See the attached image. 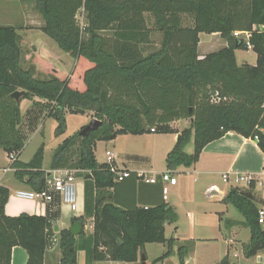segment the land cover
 Instances as JSON below:
<instances>
[{"label":"trees","instance_id":"1","mask_svg":"<svg viewBox=\"0 0 264 264\" xmlns=\"http://www.w3.org/2000/svg\"><path fill=\"white\" fill-rule=\"evenodd\" d=\"M24 1L33 3L41 15V31L76 63L65 74L33 52L31 65L25 67L21 58L26 41L16 27L0 25V148L7 155L16 153L11 163L15 177L34 191L47 187L43 146L29 161L18 159L24 141L19 130L20 101L12 97L13 92L24 91L22 98L31 100L41 98L33 105L40 104L46 116L57 118L59 134L64 131L65 112H91L101 125L87 136L77 132L65 138L54 150L48 169H77L75 175L84 181L85 213L71 223L78 221L83 228L87 218L93 220L92 232L85 238L87 264L138 262L146 243H166L168 249L156 261L168 257L173 239L166 238L164 224L176 221V211L166 203L149 208L116 205L109 192L116 185L115 174L109 164L97 162L96 143L123 134L174 133L173 121L190 119V126L179 132L167 153L170 171L179 165L190 167L208 143L230 131L257 137L264 154V29L260 28L264 0ZM82 8L84 29L77 20ZM145 12L153 17L151 27ZM183 13L191 23L183 25ZM153 30L162 34L160 45L146 52L143 47L151 42ZM235 32H246L247 39ZM199 33H218L227 46L200 57ZM247 43L256 53V62L239 66L234 51L247 50ZM190 135L193 151L188 153ZM77 143L76 159L71 162ZM248 186L255 187L253 182ZM9 195L0 184V264H10L14 246L26 251V264H43L48 217L25 212L7 215ZM222 201L231 204L249 228L245 256L264 253V228L258 223L259 208L251 192L231 186ZM82 232L74 236L67 228L59 230L60 264H76L77 250L85 243ZM183 251L179 246L180 264H184Z\"/></svg>","mask_w":264,"mask_h":264},{"label":"crops","instance_id":"2","mask_svg":"<svg viewBox=\"0 0 264 264\" xmlns=\"http://www.w3.org/2000/svg\"><path fill=\"white\" fill-rule=\"evenodd\" d=\"M33 6H34L33 3L21 0L20 2L15 1L13 7L7 6L4 9H0V21H3L5 23V24L0 23V25H10V26L16 27V30L18 34L21 36V38L25 40L26 43L28 42L34 46L33 52H35L37 55L41 56L42 58L49 60L50 62L54 64V66H55L56 58L64 59V61L68 65H70V59H69L70 55H68L67 53H66L67 54L66 56L63 55V53H61L63 51L59 47H58L59 49L55 47L57 44L53 41L56 44L54 45V43L50 41L51 38L47 37L49 38L47 39L46 37H41L42 38L41 40H43L44 42H46L48 46L53 48L52 49L53 51H49L47 46L44 47L43 45L42 46L37 45L36 43H34L35 42L34 40H31V38H29V36L27 38H24V35L20 34V31H23V32H30L32 30L41 31L40 27L43 25L44 21L40 14L37 15L38 17L35 14H33V11H32ZM79 14H80V11L78 13V16ZM144 15L146 16L148 26L151 27L153 17L151 16L149 12H145ZM181 17L183 20V25H187V23L188 24L191 23L190 21L191 17L188 14L183 13L181 14ZM35 20L37 21V23H33ZM235 33L236 35L245 34L247 36L246 32H235ZM202 34H206L207 36L205 35V37L202 38L203 36ZM155 35H159V36L161 35L162 37V34L159 31L153 30L150 35L151 42L144 45L143 48L146 49V47L149 46V48H153L151 50H154L160 45V42L159 43L155 42L154 40ZM213 36H219V34L218 33H212V34L199 33L198 54L200 57H203L207 53L219 50V49L215 50V48L212 47L213 46L212 42L208 41L210 40V38H213ZM225 46H227V41L221 48ZM201 48L203 49L202 51H201ZM58 50H60L61 52ZM248 50H251V49H247V51ZM32 53H28L27 55H30ZM235 58H236V55H235ZM255 62H256V57H255ZM255 62L248 63L244 60L243 62L239 64L237 62L236 63L237 65L240 66L244 63L254 65ZM71 64L72 66L74 65V63H71ZM28 66H30V64ZM35 100L39 101L38 99H35ZM87 113L91 115V112H87ZM186 120L188 124H190V119H186ZM179 121H181V119L173 121L171 123V127L177 133L176 132L166 133L165 134L166 136H168L169 134H173V135L179 134V132L183 130L177 126ZM151 133H155V132H151ZM123 135H127V134H123ZM143 135L144 134H141V135L128 134L127 136L139 137ZM99 142L100 141L96 143V146ZM105 142L107 143V145H110V144L113 145L115 142V139L105 141ZM174 144L175 142L174 143L168 142L165 144L163 148L164 149L163 154L165 155V158L167 156V153L174 146ZM96 146H95V149H96ZM0 152H1L0 153V184L7 187L10 193L8 201L5 205V213L9 216H17L23 212L28 213V214L47 216L49 225L46 228L47 245H46V250L44 253V257H43V264H60L61 253L57 248L58 232L60 229H63V228L68 229L72 225L71 223L72 218L84 215L85 213L84 181L82 180L80 181V183H78V197H79V208L80 209L77 213L71 214L68 209H66L65 207H61L58 196H56V198H54L53 201L47 203L44 209H41L37 206L35 201L22 198L17 195V192L20 190L27 191L31 189L29 188L28 185L19 181L15 177L14 169L10 171H5V172L3 171V168H5L8 165L9 161H8L7 153L2 149H0ZM111 152L114 156L113 165L115 166V168L120 172L132 173L130 176L125 177L120 181H117L116 185L113 188L109 189V192L112 194V200L114 201L116 205L122 208H131L134 206L149 208V207L157 206L162 203H166L172 206L174 210L176 211V206H175L176 204L174 205L173 200H171V196L170 198L168 196H166L165 199L163 198L162 188L163 186H166V187L169 186L173 192L179 193L181 190L185 188V184H183L185 181H182L180 185L178 184V179L176 180V183L174 185L161 182L160 180L156 183H146L136 177L137 172H144V170H141L140 168H138V166H131L129 162H126V160L119 161V163L122 164L121 167H119L117 160H116L117 155L113 151ZM94 154H95V150H94ZM19 157L20 155L18 156V159L20 160ZM95 158L97 160L96 154H95ZM263 158H264V154L259 149L257 145V141L255 139L245 138L235 132L230 131V132H227L221 138L208 143L203 148L202 152L200 153L197 163H194L188 168L180 166L177 169L171 170V172H172V175L174 176H176L177 173H180L181 177L189 176L191 174H200L204 176V175H209V174L218 173V172H221V173L229 172L233 174L243 173V174H253L254 175L260 171ZM22 162H27V161H22ZM97 162L99 161L97 160ZM99 163H106V161L99 162ZM42 168L48 171L49 166L45 168L42 165ZM152 174H158V173L148 172V175H152ZM75 177L76 179L78 178L76 175ZM210 186H211V183L205 184L204 189L206 190ZM228 190H225L223 192H218L216 189L209 188L206 191L208 194V199H216V200L222 201L223 197L226 195ZM259 209H264V208H259ZM62 212L63 214H65V217L67 218V220L66 222L64 221L63 223H60ZM187 215H188V227L187 228L182 229L180 224H176L177 223L176 221L173 223L164 224L166 238L173 239V242H172L173 248H172L171 255H173L174 253H177L178 246L189 244L192 249L187 251V254L184 258L185 264H216L223 257L227 258V262L225 264H236L234 261H232V258L228 256V253H229L230 247H233V246L236 247L235 244L239 241L237 240V234L239 233L242 227H245L243 224V217L242 219H232V218L225 219V225L223 226V228L220 225H218V230L222 232V235H221L222 240L220 241L221 245L219 249H217V252H216L217 257L212 258L207 253L199 252L198 246L200 244H207L204 242L207 240H212L214 238L205 237L201 234L204 229H203V225L199 224L200 222H202L200 217H196L193 212H188ZM196 218H198V224H197ZM220 219L221 217L219 218V222H220ZM56 225L58 226L57 231L54 229ZM82 229H83V232H82V235L80 236V239H83L82 241L83 242L85 241V243L82 246H79L77 250L76 264H87V256H88L87 251H88L89 243L87 239L85 238H87L88 235L91 234L92 229H93V220L91 217L87 218ZM249 237H250V232H249ZM249 237L246 241L242 243L243 246L245 243L248 242ZM215 240H217V238H215ZM149 244L150 243H146L143 249L146 255V262L149 257V253H148ZM158 244H161V243H158ZM161 245L164 247L166 243L161 244ZM260 253L261 252L256 254V257L258 259H260V255H261ZM140 254H139L138 262L128 263V262L110 261V260H102V261L92 260L90 261L89 264H141ZM158 257H153L152 260L156 261ZM233 257H236V254H234ZM168 258L169 256L162 260H159L160 264H167ZM26 261H27L26 251L20 246H14L11 250L10 264H26Z\"/></svg>","mask_w":264,"mask_h":264},{"label":"rangeland","instance_id":"3","mask_svg":"<svg viewBox=\"0 0 264 264\" xmlns=\"http://www.w3.org/2000/svg\"><path fill=\"white\" fill-rule=\"evenodd\" d=\"M15 1L21 0H0V9H4L7 6L14 5ZM18 3V2H17ZM33 14L36 16L39 14L38 11L33 6L32 8ZM38 17V16H37ZM38 19V18H37ZM16 21V20H15ZM18 22V21H17ZM1 24H5L3 21H0ZM33 23H37L35 20ZM21 35H24V38H31L34 40L37 45L44 46L49 49V51H53L50 46L46 44L41 37H48L46 34L41 32L40 30H32L30 32L20 31ZM42 35V36H40ZM202 38L205 37L206 34H202ZM207 36V35H206ZM239 38L247 39L245 34L235 35ZM221 38V37H220ZM219 36H213L210 38L213 48L215 50L221 49V47L225 44L226 40ZM49 39V38H47ZM209 39V38H208ZM155 42L161 41V35H155ZM53 42V40L50 39ZM54 45H56L54 43ZM57 49L58 46H55ZM22 58L21 62L23 66L27 67L29 64L31 65V57L27 55L28 53H32L34 50V46L30 43L22 44ZM153 48L146 47V51H151ZM203 49L201 48V51ZM60 51V50H58ZM61 52V51H60ZM63 55H67L64 52ZM54 55V54H53ZM236 62L239 64L244 60L248 63H254L256 53L252 50H244V49H236ZM70 65H68L64 59L56 58L55 67H57L60 71L65 74H69L72 70V64L76 63V60L69 56ZM63 60V61H62ZM66 60V59H65ZM54 65V64H53ZM38 75L42 76L39 72ZM38 99L40 102L43 100L39 97H35L34 99L22 98L20 99V110H21V118L19 124V130L23 137L24 146L20 153V160L29 161L35 151L43 146V167H48L50 164V160L52 154L56 147L63 142V140L67 137L75 135L77 132H80L81 128L86 126L90 120L93 118L87 112L85 113H64L65 119V127L63 133H57L58 120L54 115L46 116V110L42 108L40 104L33 105V101ZM177 126L181 129L188 128L190 124H188L186 119H181L178 122ZM128 135V134H127ZM127 135H118L115 138V142L113 145H107L105 141H100L95 149V154L97 160L99 162L107 161L106 158V150L109 149L113 151L117 155V163L118 166L121 167V163L119 161L126 160L129 162L131 166H138L141 170H144L148 174L149 173H161L163 171H167L165 155L163 154V148L168 142H176L177 136L173 134H169L166 136L163 133H146L143 136L133 137ZM185 146V151L191 153L193 151L192 146V136L190 135ZM78 145L72 148L71 153V162L75 161L76 155L78 152ZM1 149V148H0ZM1 153V152H0ZM150 159H149V158ZM199 159V158H198ZM204 161V160H202ZM198 160L195 162L197 163ZM74 164H71L73 166ZM185 167L183 165H179L176 167ZM188 168V167H187ZM77 173V169H71ZM226 172H218L212 173L209 175H200V174H191L189 176L181 177L180 173H177L176 180L178 179V184L180 185L182 181H185V188L181 190L179 193H175L172 189L167 186L168 193L167 196L171 200H173L174 205L176 206L177 211V219L176 224H180L182 229L188 227V212H193L196 217H200L201 221L199 224L203 225V232L201 233L205 237L214 238L212 240H207L204 243L198 246V251L202 253L209 254L210 257H217V249H219L221 245V235L222 232L218 230V225L222 228L225 225V219H242V215L229 203H225L216 199H208L207 191L209 188L216 189L218 192H223L228 190L230 186H238L242 191L248 192L252 194L254 201L258 208H264V166L263 160L261 163L260 171L257 174H254L256 178H258L255 187L250 189L248 184L244 181H240L239 183H234L233 181V173H230V177L228 179H224L222 174ZM243 173H239L242 175ZM82 179L77 178L76 184L78 189V183H80ZM211 183V186L206 190L204 189V185ZM173 196V197H172ZM56 198V197H55ZM71 214H75V212H71ZM62 217L60 219V223L66 222L67 218L63 212L61 213ZM220 222H219V218ZM198 224V218H196ZM61 226V224H60ZM199 226V225H197ZM249 228L242 227L237 234V240H239L233 247H230L228 256L232 258L236 264H264V253L261 252L260 259L254 256L246 257L243 251V242L246 241L249 237ZM170 236V235H169ZM217 238V240H215ZM179 247V246H178ZM184 248L183 258H185L187 251L191 250V246L189 244H185L182 246ZM171 246V253H172ZM168 249V245L166 244L164 247L158 243H150L148 246L149 257L147 259V264H160V261H153V257H158L163 254ZM169 255L167 259V264H180L179 252L177 248V253L173 255ZM236 254V257L233 255ZM227 262V258L223 257L216 264H225ZM185 264V259H184Z\"/></svg>","mask_w":264,"mask_h":264},{"label":"built area","instance_id":"4","mask_svg":"<svg viewBox=\"0 0 264 264\" xmlns=\"http://www.w3.org/2000/svg\"><path fill=\"white\" fill-rule=\"evenodd\" d=\"M78 23L81 29H84V12L83 8L80 10L79 16L77 15ZM264 29V26L263 28ZM236 35V33H235ZM248 36V34H247ZM247 49H251V45L247 43ZM151 131H154L152 128ZM257 140V137H255ZM107 161L106 163L110 166V171L115 174V180L120 181L123 178L129 176V172H120L113 165L114 156L110 150L105 152ZM8 157V165L3 168V171H10L13 168L11 167V163L16 158V153L12 152L7 155ZM263 166H264V158H263ZM137 178L146 182V183H156L159 180L161 182L168 183L170 185H174L176 183V177L172 175L170 170L163 171L158 174L148 175L145 172H137ZM224 179H228L230 177V173L226 172L222 174ZM259 178V177H258ZM258 178H256L253 174H242L234 173L233 181L234 183H239L240 181H244L246 184L257 182ZM46 188L40 191L34 190H20L17 192V195L22 198H26L32 201H35L37 206L41 209H44L46 204L53 201L56 196L59 198V202L61 207H65L71 212L77 213L79 211V197H78V189L76 184L75 172L68 168H57L53 170L47 171L46 176ZM163 198L165 199L168 193V189L166 186L162 188ZM258 223L264 228V209L258 210Z\"/></svg>","mask_w":264,"mask_h":264},{"label":"water","instance_id":"5","mask_svg":"<svg viewBox=\"0 0 264 264\" xmlns=\"http://www.w3.org/2000/svg\"><path fill=\"white\" fill-rule=\"evenodd\" d=\"M260 28L262 29L263 26H260ZM24 94H25L24 91L17 90V91H15V92L12 93V97L17 102H19L20 99H22V97H23ZM100 125H101V121L100 120H98L96 118H92L90 120V122L80 130L79 134H80V136H87L89 132L97 129ZM54 229L57 231L58 230V226L56 225L54 227ZM68 229L70 230V232L74 236H77L81 232L82 225H81L80 222L77 221V222H74ZM140 261H141V264H147V262H146V255H145L144 251H141Z\"/></svg>","mask_w":264,"mask_h":264}]
</instances>
